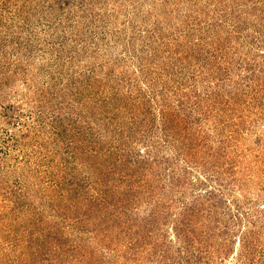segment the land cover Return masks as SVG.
I'll list each match as a JSON object with an SVG mask.
<instances>
[{"label":"rangeland","instance_id":"1","mask_svg":"<svg viewBox=\"0 0 264 264\" xmlns=\"http://www.w3.org/2000/svg\"><path fill=\"white\" fill-rule=\"evenodd\" d=\"M0 264H264V0H0Z\"/></svg>","mask_w":264,"mask_h":264}]
</instances>
